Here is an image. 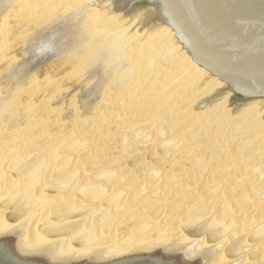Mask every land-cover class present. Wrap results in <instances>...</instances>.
<instances>
[{"label": "bare ground", "instance_id": "bare-ground-1", "mask_svg": "<svg viewBox=\"0 0 264 264\" xmlns=\"http://www.w3.org/2000/svg\"><path fill=\"white\" fill-rule=\"evenodd\" d=\"M94 2L0 0V22L12 23L0 37V57L6 39L13 40L16 60L3 70L1 83L17 85L32 70L58 65L40 79L53 86L44 83L38 90L52 100L58 98L55 84L79 88L67 116L76 112L74 127L89 129L73 133L82 137L78 141H50L58 151H74L57 153L51 172L45 158L23 151L35 139L23 136L36 128L28 107L40 95L19 99L17 126L8 135L24 131L23 139L19 133L18 142L0 141L3 154H10L0 159V243L15 257L41 264H105L133 255L167 264H264V160L252 152L264 133V121L261 127L252 122L264 116V99L232 104L227 114L236 115L229 118L221 111L231 96L226 84L192 59L153 6L120 20L123 11H98ZM1 67L6 68L3 58ZM191 79L197 82L193 94L200 88L198 98L190 94ZM183 81L187 85L179 89ZM189 102L198 111L177 118ZM5 103L0 101V110ZM51 107L45 118L57 105ZM103 113L107 121L97 126ZM229 120L243 122L246 132L229 130ZM252 126L261 132H249ZM81 141L87 149L79 152ZM84 152L93 159L83 158ZM19 174L23 187L14 179Z\"/></svg>", "mask_w": 264, "mask_h": 264}, {"label": "water", "instance_id": "water-1", "mask_svg": "<svg viewBox=\"0 0 264 264\" xmlns=\"http://www.w3.org/2000/svg\"><path fill=\"white\" fill-rule=\"evenodd\" d=\"M94 6L123 11L120 20L153 6L155 17L175 30L192 59L239 101L264 99V0H95ZM0 264L41 263L17 258L0 243ZM105 264L167 263L133 255Z\"/></svg>", "mask_w": 264, "mask_h": 264}, {"label": "rangeland", "instance_id": "rangeland-1", "mask_svg": "<svg viewBox=\"0 0 264 264\" xmlns=\"http://www.w3.org/2000/svg\"><path fill=\"white\" fill-rule=\"evenodd\" d=\"M147 7H151V6H147ZM57 11H60V9L58 10V8H57ZM60 12H64L63 11V9H61V11ZM12 23L9 21L8 22V24L5 26V25H3L2 24V22H0V37H5V35L8 33V31H9V29L11 28V27H9L10 25H11ZM24 34V33H23ZM19 38V37H18ZM17 38V39H18ZM3 39V38H2ZM2 39H0V42L2 41ZM16 40V39H15ZM13 40H8L7 41V39H6V43L7 42H9V43H7L8 45V48L5 50V47H2L1 49H3L4 48V54L3 55H1V59L3 58L4 60H5V66H6V68H0V77H2L3 75H4V73H3V70L4 69H9L10 68V66H9V64L11 63V62H16V60H12V58L14 57V52L13 51H10V50H12L13 49V46H10L9 47V44H11L10 42H12ZM167 48H165V47H162L161 48V50H162V52L164 53V54H167L166 52H167V50H166ZM95 55V54H94ZM92 57H93V54L91 55ZM170 63H172L173 64V62L172 61H170ZM15 64V63H14ZM58 68V65H53V67L50 69V70H43V69H38L37 71H31L30 72V75L28 76V77H25L22 81H21V83L20 84H17V85H12V86H9L8 84H5V82L3 81L2 83H1V81H0V90H2L4 87V84H5V88L4 89H6L5 90V92H6V94H4V93H2V94H0V101H2V100H6V103H5V106H3L2 107V109L0 110V141L2 140V142H6V140L9 138V137H11V136H9L8 134H13L12 133V130H13V128H15V126H17V125H15V122L13 121V119L15 118V116L17 115V112H18V110H19V108H18V106H19V103H21L20 102V98L21 97H27V99L28 100H32L33 101V98H35L36 97V95L37 94H39L40 96L38 97V98H36V101L35 102H32V105H29V109H31L32 111L34 110V114H32V116H31V118L29 119V122H30V126H31V124L33 125V128H38L39 129V131H37V132H35V130H38V129H32V131H31V129H29V131H30V133H28L27 134V132H28V130H25L26 132H24V134H23V132L22 133H20V136H19V139H23V138H21L23 135V137H25V136H27L28 138H29V140H32L33 138H35L34 140H32V141H29V142H31V143H28V147L27 148H25L23 151L26 153V154H28V155H30V157H33V158H35V159H37V158H45L46 160H47V162H48V165H49V169L51 170V172L52 171H55V166H56V162H54L53 161V159H55V157H56V154L57 153H60V154H67V155H70V154H73L74 153V151L72 152V150H68V152L66 153V152H64V151H58V149L54 146V145H52L53 143H55V140H53V139H56V138H58L59 140L61 139V140H63V139H65L66 137L67 138H69L70 137V140H76V141H78L77 139L79 138L80 139V137L81 136H75L74 135V137H73V133L74 132H80V133H87L88 131H89V129L88 128H83V127H81V126H78V128L77 127H74V125H76L78 122H76L77 120V118H75V116H76V112H74V117L72 118L71 116L69 117V116H67V114H68V111L69 110H74L73 109V95H78V93L80 92V90H79V88H74V87H71V86H63L62 84H55V86H54V89H55V91L53 92L54 94H53V96H56V97H58L57 99L56 98H53L52 100H49L48 99V97H49V94H47V92L44 94L42 91H40V90H38V88L40 87V85L41 84H46V85H49V86H53L51 83H46L45 81H43V80H40V79H44L45 78V76H47L49 73H51V72H53V71H55L56 69ZM40 80V81H39ZM192 80L193 79H191L190 81L192 82ZM39 81V82H38ZM186 81V80H185ZM194 82L193 83H191V82H189V81H187V83H189V85L191 86L190 88H189V91H190V94H191V96H192V99H193V97L196 95L197 97L196 98H198V96H199V94H196V93H199V90H200V88L197 86L196 88H198V89H196L195 88V93L193 94V92H192V90L194 89V86H196L197 84V82H196V80L194 79L193 80ZM41 82H43V83H41ZM4 83V84H3ZM187 83L186 82H182L181 84H179V85H177L178 86V88L179 89H181V87L183 88V86H182V84H185V85H187ZM191 83V84H190ZM184 85V86H185ZM6 87H10V88H6ZM186 87V86H185ZM68 88V89H67ZM193 88V89H192ZM3 89V90H4ZM7 89H8V91H7ZM190 89H192V90H190ZM49 91H52V89H50ZM0 92H2V91H0ZM230 92V91H229ZM74 93V94H73ZM42 94V95H41ZM111 94H113V92L111 93ZM171 94H173L172 95V97L173 96H176L174 93H170L169 95L171 96ZM29 95H31V96H29ZM230 97L228 96L227 97V99L225 98V100L223 101V106H222V112L223 113H225L227 116H228V112L230 111V106H234V105H232V104H237V102H240L239 101V99H238V97H236V96H234V95H232V93L230 92ZM42 96H44V97H42ZM40 97H41V99H40ZM78 98H79V95H78ZM77 98V99H78ZM196 98H194L195 100H196ZM39 99V100H38ZM48 99V100H47ZM170 99H172V98H170ZM190 100V99H189ZM58 101V102H57ZM34 103V104H33ZM69 103V104H68ZM80 103V101L78 102V104ZM190 103V102H189ZM193 103H194V101H193ZM61 104V105H60ZM50 105H52V107L53 106H56L57 105V107H59V106H62V105H65L67 108H65V110H67V111H65L64 109L62 110V114H58L59 112V110H57L56 111V109H57V107L55 108V110H52L51 112H50V114L53 116H51V118H45L44 116H43V114L45 113V111H47L46 109H48L49 107H51ZM68 105H69V107H68ZM192 103H190V104H184V105H182L180 108H179V110H178V112H177V114L175 115L177 118L178 117H182L183 115H184V113L186 114V113H188V112H192V111H198V110H196V109H194L193 107H192ZM228 106V107H227ZM20 107V106H19ZM51 107V108H52ZM106 107H109V105H107ZM27 108V111H29V109ZM233 109V108H232ZM63 111H64V114H63ZM110 112H113V111H111L110 110ZM57 114L59 115V116H57ZM82 115H81V117H84L87 113H81ZM102 114V113H101ZM100 114V116L98 117V121H99V119H100V121L103 119V121H99V122H97V124L94 122L93 124H95L94 126H104L105 124L104 123H106V121H107V116L106 115H104V113H103V115H101ZM235 115H236V112H234V110H233V115L231 114V116L229 115L228 117L230 118V117H235ZM103 116V117H102ZM105 116L107 117L106 118V121H105ZM127 117V116H126ZM150 117V116H149ZM58 118V119H57ZM125 118V117H124ZM228 118V119H229ZM55 119H57V121L55 120ZM60 119V120H59ZM82 119V118H81ZM80 119V120H81ZM129 119H132V118H129ZM128 118H125V121L127 122L128 120H129ZM147 119V118H146ZM151 119V117L150 118H148V120H150ZM223 120V119H222ZM221 120V121H222ZM23 121V120H22ZM21 121V122H22ZM54 121V122H53ZM75 121V123H72V122H74ZM79 121V120H78ZM264 121V116L263 115H261V116H259V117H255V119H254V121H252V122H255L256 124H260V123H262ZM66 122V123H65ZM224 123H225V120L223 121ZM222 122V123H223ZM233 122V123H232ZM13 123V124H12ZM54 123V124H53ZM57 123V124H56ZM128 123H130L131 125H134L133 123H132V121L131 120H129L128 122H127V124L126 125H128ZM224 123H223V125H224ZM230 123V124H229ZM236 123V124H235ZM240 121H238V123L237 122H235V121H230L229 120V122H228V124L226 125L227 126V128H229V130H231L232 128H234V129H238V131H240V132H246L245 130L247 129L246 128V122H245V125L246 126H244L243 127V122H242V124L240 125ZM251 122H249V123H247V124H250ZM254 123V124H255ZM17 124H19V122H17ZM129 124V125H130ZM219 124H220V122H219ZM232 124V125H231ZM253 124V123H252ZM251 124V125H252ZM253 124V125H254ZM11 125V126H10ZM233 125L235 126V127H233ZM237 126V127H236ZM260 126V125H259ZM13 127V128H12ZM239 127V128H238ZM240 127H241V129H240ZM261 127V126H260ZM134 128V127H133ZM141 128H143V127H139V128H134L133 130L135 131L136 129H141ZM46 129V130H45ZM68 129V130H67ZM248 129H250V130H248L249 132L253 129H255V128H253V126L252 127H249ZM152 131L153 132H155L154 131V128L152 129ZM255 131V130H254ZM257 131H259L258 129L253 133V134H257L258 132ZM57 132H59V134L57 133ZM117 132V131H116ZM252 132V131H251ZM259 132H261V131H259ZM7 134V135H5V134ZM19 133H15L14 135H13V138H9L8 140H7V142L9 141V143L8 144H10V142L11 141H13L14 142V140H16V139H18V135H19ZM37 133V134H36ZM2 134V135H1ZM4 134V135H3ZM16 135V136H15ZM33 135V136H32ZM58 135V136H57ZM72 137H71V136ZM243 135H246V134H243ZM243 135H240V136H243ZM14 136H15V138H14ZM42 136V137H41ZM57 136V137H56ZM8 137V138H7ZM39 137H41V138H39ZM60 137V138H59ZM233 137V136H232ZM231 137V138H232ZM72 138V139H71ZM76 138V139H75ZM82 138V137H81ZM243 138V137H242ZM242 138H240V140L242 139ZM4 139V140H3ZM12 139V140H11ZM43 139V140H42ZM46 139V140H45ZM53 140V141H52ZM81 140H85V139H81ZM89 139H86V142L88 141ZM240 140L239 141H237V144L240 142ZM248 140V139H247ZM247 140H245V141H243V143L244 142H251V141H247ZM17 141V140H16ZM20 141V140H19ZM49 142L50 144L49 145H46V144H44V143H39V142ZM50 141H52V144H51V142ZM256 142L253 144V147H252V149H253V155H256L258 158L259 157H261V159L262 160H264V153H262V152H264L263 150H264V133H263V135H261V136H259V138L258 139H256L255 140ZM18 142V141H17ZM21 142V141H20ZM247 143V144H248ZM16 144V143H15ZM81 145H80V150H79V152H82V150L81 149H84L83 151H85L87 148L85 147L86 146V143H84L83 144V142L81 141V143H80ZM82 144H83V147H82ZM245 144V143H244ZM63 145H66V146H68V143L67 144H63ZM62 145V146H63ZM250 145H252V144H250ZM66 146H64V148H66ZM143 146V144H141V145H139V147L140 148H144V147H142ZM154 146V144H151V146H149V148L148 149H150L151 147H153ZM155 147V146H154ZM248 147V146H247ZM251 147V146H250ZM63 148V149H64ZM146 148V147H145ZM221 149H223L224 150V152H225V148L224 147H220ZM122 148H119L118 149V152H120V150H121ZM147 149V150H148ZM67 150V149H66ZM255 150H257L258 151V153L255 151ZM223 152V153H224ZM255 152V153H254ZM260 152V153H259ZM7 154H9V152H7V153H5V154H3V150L1 149L0 150V159L2 158V156L3 157H7V156H10V154L9 155H7ZM85 154V155H84ZM263 154V155H262ZM89 156V157H87L88 159H90V160H92L93 158L91 157L92 155L91 154H88V153H83L82 154V156H83V158H85V156ZM157 155H160V153H157ZM86 159V158H85ZM264 163V162H263ZM80 165V167H82V164H79ZM68 167V165H63V167L61 168V171H65L66 170V168ZM126 167L129 169V170H133V164L132 163H126ZM104 169H106V168H104ZM111 169H113L112 167H111ZM5 173L6 172H8L7 171V169H5V171H4ZM0 174H1V171H0ZM15 180H17L19 183H20V185H21V187H23L22 186V184H23V180H24V178L19 174V175H17V176H15V178H14ZM130 197V195H126L125 196V198L126 197ZM0 224H1V221H0ZM169 238H171V237H169ZM92 244V243H91ZM93 244H95V242H93ZM99 244V243H98ZM201 244H205V243H202V241H201ZM222 251L219 253L220 254V257L221 258H223V254H222V252H223V248L221 249Z\"/></svg>", "mask_w": 264, "mask_h": 264}]
</instances>
